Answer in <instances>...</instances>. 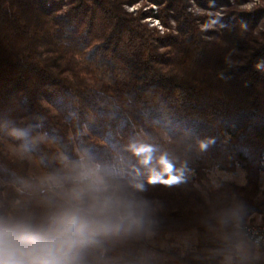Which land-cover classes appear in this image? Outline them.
Returning a JSON list of instances; mask_svg holds the SVG:
<instances>
[{"label":"trees","instance_id":"16d2710c","mask_svg":"<svg viewBox=\"0 0 264 264\" xmlns=\"http://www.w3.org/2000/svg\"><path fill=\"white\" fill-rule=\"evenodd\" d=\"M251 1L0 0V216L79 215L93 227L75 264H143L149 233L188 231L197 244L167 264H264L263 250L238 255L244 223L264 212V0L241 10ZM205 140L215 141L206 151ZM6 143L64 189L33 177ZM133 143L154 147L148 165ZM82 157L99 166L102 191L76 178ZM238 170L244 184L211 179ZM116 201L134 204L145 226L97 227L119 222Z\"/></svg>","mask_w":264,"mask_h":264},{"label":"clouds","instance_id":"9594fccd","mask_svg":"<svg viewBox=\"0 0 264 264\" xmlns=\"http://www.w3.org/2000/svg\"><path fill=\"white\" fill-rule=\"evenodd\" d=\"M18 138L27 135L25 130H14ZM214 140L199 142L201 150L206 151ZM129 150L139 159L142 165H148L155 151L150 144L133 143ZM160 163L166 173L173 172V165L165 157ZM72 167L77 171L76 178L82 181H91L94 191L103 190V180L99 175V166H93L90 160L81 158L72 162ZM180 175L171 176V183H179ZM138 189L143 188L137 185ZM77 194V198H78ZM123 208L119 222L115 224L98 225L104 231L121 229L131 230L143 228L145 219L137 215V208L132 203L121 205ZM108 202H105V208ZM103 210V209H102ZM93 226L76 214H65L49 224H35L30 220H18L10 216H0V264H75L79 248L87 243L86 232Z\"/></svg>","mask_w":264,"mask_h":264},{"label":"rangeland","instance_id":"374dc122","mask_svg":"<svg viewBox=\"0 0 264 264\" xmlns=\"http://www.w3.org/2000/svg\"><path fill=\"white\" fill-rule=\"evenodd\" d=\"M260 2L258 0H253L248 4L241 6V10L251 11L257 6ZM138 6L129 7V11L137 10ZM156 10V8L154 7ZM193 12L210 16V17H221L222 14L219 12L212 11H202L200 8L196 7L193 4ZM150 26H154L161 31H164L161 23L155 18L146 19ZM210 28V27H209ZM6 149L8 152L16 157L27 159L30 163V173L33 177L39 179L40 181L46 182L50 186L58 187L64 189L61 183L54 177L46 174L38 165L36 159L31 154L25 153L21 148H17L9 143H6ZM93 166H96L92 164ZM211 179L214 183H217L219 180H228L233 181L238 184H244L245 174L242 170H238L236 175H230L228 173L213 171L211 173ZM262 186H264V173L262 175ZM77 194L78 198H77ZM82 188L80 185H75L72 188V195L76 202H79L81 199ZM96 198L93 197L92 202H95ZM247 223H262L264 224V212L262 213H253L244 224ZM243 239L240 242L238 248V255L245 258L253 257L258 258L262 251L253 248L252 245L242 236ZM197 233L195 231L180 232V233H170V234H159V233H149L147 236L146 243L143 247L142 253V262L143 264H167L169 262V253L179 252L184 253L185 251L192 249L197 244Z\"/></svg>","mask_w":264,"mask_h":264},{"label":"built area","instance_id":"2783aa9c","mask_svg":"<svg viewBox=\"0 0 264 264\" xmlns=\"http://www.w3.org/2000/svg\"><path fill=\"white\" fill-rule=\"evenodd\" d=\"M242 234L253 247L264 251V224L247 223L242 228Z\"/></svg>","mask_w":264,"mask_h":264}]
</instances>
